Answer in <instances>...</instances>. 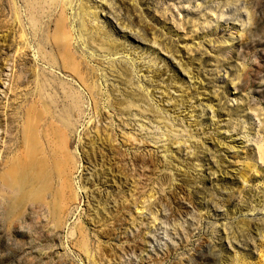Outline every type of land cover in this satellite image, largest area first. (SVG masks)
I'll use <instances>...</instances> for the list:
<instances>
[{"label": "rangeland", "instance_id": "1", "mask_svg": "<svg viewBox=\"0 0 264 264\" xmlns=\"http://www.w3.org/2000/svg\"><path fill=\"white\" fill-rule=\"evenodd\" d=\"M236 1L0 0V264H226L231 252L264 262L258 237L235 245L203 184L190 193L183 180L190 170L220 188L231 170H246L248 161L235 167L232 156L247 149L264 167V0ZM63 2L72 24L88 10L78 21L87 28L71 44L58 42ZM202 31L211 32L212 46L201 42ZM98 36L116 53L90 43ZM71 52L95 69L88 85L53 67V58ZM126 65L136 78L131 89L145 100L124 113L109 108L107 95L124 82ZM64 75L68 97L57 84ZM93 95L102 100L98 112ZM26 101L29 110L35 105L28 115L43 118L38 130L24 132ZM170 127L182 145L161 137ZM201 155L188 169L185 162ZM218 159L225 174L214 171ZM251 177L263 187L264 174ZM214 199L226 213L224 198ZM248 217L255 225L264 206Z\"/></svg>", "mask_w": 264, "mask_h": 264}, {"label": "bare ground", "instance_id": "2", "mask_svg": "<svg viewBox=\"0 0 264 264\" xmlns=\"http://www.w3.org/2000/svg\"><path fill=\"white\" fill-rule=\"evenodd\" d=\"M69 5L70 4L67 2L62 3V7L60 9L61 20L59 21V23H57V29L56 30L58 33V42L61 44L62 43L63 44L73 43L75 40H74L72 35L83 33L87 28V25H85L84 23L78 24V21L80 20V16L82 14H84V15L87 14L88 10L86 11V9L81 7L80 9L82 10V13L76 12L75 21H74V24H72L69 21V19L66 18V16H65L66 9ZM107 38L108 37H105V38L102 37L101 38L102 39L101 44H98V42H97V40L99 39V36H98L95 39L92 38L90 43L93 44L94 46L100 45V49H102V51H105V53L108 55L109 54L111 55V53L115 54L116 53L115 51L108 52L107 50L103 49V47L101 46L104 43V40ZM59 60L60 61H58L55 58L52 59V64H53L54 68H59L60 71H62V70L63 71L64 70L65 71H71L73 73V75L80 78V80H82L84 83H86V85L89 84L88 80L94 79L95 69H92V68L85 69L83 66V63L78 61V52H71V54L67 53L64 55L62 54L60 56ZM150 61L151 62L156 61V63H157L159 61V58H154L153 60H150ZM121 70H123V72L121 74V78L123 79L124 82L114 84L112 86V89L110 90L109 94L107 95V97H108V101H110L108 106L111 110L116 109L118 111H122L125 113L126 111H131L132 109H135L136 107L139 106L138 103L136 102L137 100L144 102L145 99L143 98L141 92L138 93L137 90L131 89V87L136 82L135 81L136 78L134 77V73L130 70L129 66H127V65L122 66L120 68V71ZM114 71H115L114 69H112V70L109 69V72L107 71V74L108 73L110 74V72H114ZM179 71H182V70H179ZM181 74H182V72H181ZM184 74L186 75V73H184ZM59 75L62 76V74H60V73H59ZM62 78H63V80L57 79V84L61 88V91L63 92L65 97H68L67 92H66V89H67L66 87L68 85L66 80L68 78L65 77V75ZM93 84L94 85H92L93 87H91V88L95 89V87L97 85L95 83H93ZM90 86H91V84H90ZM128 89H130L132 91H128ZM72 91H73V94L71 96L69 95V97L76 100V104L74 106V109L76 111H78V117H82L84 114H82V107L79 104L80 98H79V96H77L78 94L76 91H74V90H72ZM96 94L97 93L94 92V95H96ZM94 98H95V100H94V103H95L94 107L95 108L94 109L96 112H98V110L102 106V103H101L102 100L100 98L95 97V96H94ZM54 99L55 98H53V100ZM27 103H28V101L24 102L26 107L23 108V112L27 113V115L25 116L26 119L24 122L26 124V126L24 128L25 129L24 132H26L27 130H31L33 128H34L33 130H38L40 128V124L43 122L42 117H37L34 119V118H32V116H30L31 114L28 115V113H31L33 108L35 110V105H33L31 107V109L29 110V108L27 107ZM54 104H57V102ZM61 111H62V113H64V110H61ZM18 120L20 123L21 120L20 119H18ZM106 123L108 124V121ZM42 127H44V126H42ZM167 127H169V126H167ZM139 129L141 131H143L146 129V127L141 126L139 124ZM10 130L12 131L10 133L11 139L16 140V142L13 145H11L12 150H14L15 148H17L19 146V142H18V137H15L13 134V131H14L13 128H11ZM167 130H168V132H166V134L161 135V137L166 138L168 135L169 137L167 139L170 140L171 144H173L174 146H176V145L179 146V144L180 145L183 144V142H181L182 139L177 137V135L173 132V129L171 127ZM159 131L160 130L158 128H156L155 132H159ZM32 132H37V131H32ZM220 134H222V131L220 132ZM217 136L220 137L221 135H217ZM37 138L38 139H36V141L38 143L40 142L39 140L43 139L42 137H39V136ZM108 138H110V137H108ZM111 138H112V135H111ZM171 139H173V140H171ZM110 140L108 139V144H106L107 146H105V150L109 155H113L115 152V149H114L112 143L110 142ZM11 147H8V149L6 148L5 149L6 152L9 153V151H10L9 149ZM200 152H202V154H205L204 150H202V149ZM263 154H264V148H263ZM201 157H202V155L196 161L187 160L185 162L187 168L192 169V168L196 167V163L199 164L201 162ZM240 159H246L248 161V164L245 168L246 170L239 169V168L238 169L236 168L234 170L232 168L233 170H231V171H233L234 173L232 172V174H231L232 176H230V177L224 176L223 179H227V180H225L223 182V184L220 188L217 185L212 184L211 181H209L207 179V176H205L201 173L197 174V175L194 174V176H191L192 173L189 172L190 170L188 171L187 174H185V177L183 178V180H185L187 182L186 184H187L188 189L185 187L186 185L184 187L187 190H189L186 192L191 193V192H193V189L196 187L195 185L197 183L203 184L201 190L211 197L210 203H212V205H213L212 207L215 209V212L218 214L217 216L219 217L220 220H226L227 225L229 223L228 227L233 231V240L232 241L235 242L234 244L235 245L239 244V239L240 240L245 239V241L250 242L249 240L253 239L252 235H256L259 239V241H258V243H259L258 247L259 248L257 250L260 253V255L264 256V217H262L258 222H256L255 225H253V220L248 217L253 212V209H255L256 207H263L264 206V195H263L264 192H262V188L264 189V185L262 187L260 184H258L256 177L247 178L248 172H253L256 169L261 174H264V167H263L262 163L257 161L256 153L254 151H250V149L245 150L243 152L242 156L233 155L232 156V161L234 163L233 166H235V167L239 166ZM262 161H263V159H262ZM211 162L213 163L212 165L214 167V171H218L220 173L225 174L227 172V170H225V168H229V167H226L220 159H218L217 161L211 160ZM258 163L260 165H258ZM159 166H160V164H159V158H158V160L156 159L155 161L152 162L151 169L155 170V168L159 167ZM233 166H230V167H233ZM224 170L226 172H223ZM167 181L171 182V179L168 178ZM223 190H226V191H223ZM216 193L224 198L223 204L228 209V211H226V213L222 212V209L220 210L219 208H217V204H216L215 199H214ZM200 199L201 198L197 197L196 201H197L199 206L200 205L202 206L203 202ZM237 203H239L240 206ZM237 210H240L242 212L243 216H241V218L239 217L241 215V212L238 213ZM226 214H227V217H226ZM223 240L226 243V239H223ZM212 258L216 259L215 256H212ZM250 259H252V258L249 255H241L240 257H238V255H232V252H231V254L227 256L225 261H226V264H230V263H233V264H251V262H249ZM262 260L263 259H259V261L256 262V264H264V262Z\"/></svg>", "mask_w": 264, "mask_h": 264}, {"label": "water", "instance_id": "3", "mask_svg": "<svg viewBox=\"0 0 264 264\" xmlns=\"http://www.w3.org/2000/svg\"><path fill=\"white\" fill-rule=\"evenodd\" d=\"M204 3V2H203ZM205 3H207V1H205ZM236 5L237 4H239L240 3V1L239 0H237L236 2ZM234 3V4H235ZM234 4H232V5H234ZM210 5L211 4H207V7L208 8H210ZM206 17H208V16H206ZM200 33H203V35L201 36V42L202 43H204L206 46H212V44H213V36H212V34H211V32H200ZM154 48L155 49H157V54L158 55H160V54H162L161 53V51H162V47L159 45V44H157L156 46H154ZM150 51H154V50H150ZM151 62V61H150ZM149 62V59H147V62H146V66H145V68H148L150 71H153V69L156 67V65H157V63H156V61H153V62H151L150 63ZM150 63V64H149Z\"/></svg>", "mask_w": 264, "mask_h": 264}]
</instances>
